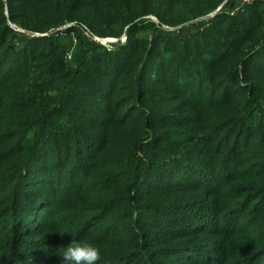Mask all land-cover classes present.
<instances>
[{"label": "trees", "instance_id": "trees-1", "mask_svg": "<svg viewBox=\"0 0 264 264\" xmlns=\"http://www.w3.org/2000/svg\"><path fill=\"white\" fill-rule=\"evenodd\" d=\"M225 1L0 0V264H264V6L188 37Z\"/></svg>", "mask_w": 264, "mask_h": 264}, {"label": "rangeland", "instance_id": "rangeland-1", "mask_svg": "<svg viewBox=\"0 0 264 264\" xmlns=\"http://www.w3.org/2000/svg\"><path fill=\"white\" fill-rule=\"evenodd\" d=\"M227 0L220 6H225V9L221 12H224L226 9H228V2ZM220 12V13H221ZM219 14V13H218ZM149 19H151V22H155L156 24H158V19L155 18V17H150ZM198 20H196L195 24H191L190 28H188L187 30H190L189 32V36L188 37H191V36H194L198 33L203 32L205 31L207 28H210V26L212 25V23L215 21V18H209L206 22H205V27L204 25L202 27H200L199 23L197 22ZM203 23V22H202ZM80 28V31L83 33L84 37L85 38H88L98 44H100L102 47L108 49V50H113L114 48L116 47H120V46H126L129 42L128 40V37L127 35L125 34L122 38L120 39H100L99 41L96 40L95 38H93L91 36V34L89 33V30H86V28L84 27H79ZM159 33L158 34H167V35H170L172 37H175V36H183L181 38L184 39V35L182 34V30L181 29H173V28H169V27H161V29L158 31ZM182 34V35H181ZM20 36H26V35H22V34H18ZM61 39H60V42L62 43V46L65 48L66 52H67V59L68 61H72L73 58L75 57V55H77V42L75 40V37L74 36H67V35H60ZM142 35H140L141 37ZM150 40H152V38L154 37V35H152V33H149L146 35ZM28 38H31L32 36H27ZM44 36H42L43 38ZM186 37V38H188ZM99 39V38H98Z\"/></svg>", "mask_w": 264, "mask_h": 264}, {"label": "clouds", "instance_id": "clouds-1", "mask_svg": "<svg viewBox=\"0 0 264 264\" xmlns=\"http://www.w3.org/2000/svg\"><path fill=\"white\" fill-rule=\"evenodd\" d=\"M63 264H99L101 251L93 243H71L62 250Z\"/></svg>", "mask_w": 264, "mask_h": 264}, {"label": "built area", "instance_id": "built-area-1", "mask_svg": "<svg viewBox=\"0 0 264 264\" xmlns=\"http://www.w3.org/2000/svg\"><path fill=\"white\" fill-rule=\"evenodd\" d=\"M229 6L228 9H226L224 12L229 13L231 16H238V15H242L244 14L248 8L254 6L255 4H262L264 6V0H227ZM226 2V3H227ZM225 9V6L220 7L218 10H216L215 12L205 16L204 18H202L201 20H199V22H203V24H205V22L209 19V18H215L218 13L220 14L221 11H223ZM223 13V12H221ZM9 25L11 27V29L13 31H15L17 34H24L26 36H32L31 38L34 37H39L40 35L37 34H30L27 33L23 28H21L19 25L13 23V22H9ZM87 30V29H86ZM90 33V32H89ZM91 34V33H90ZM91 36L93 37V35L91 34ZM96 40H100L96 37H93Z\"/></svg>", "mask_w": 264, "mask_h": 264}]
</instances>
